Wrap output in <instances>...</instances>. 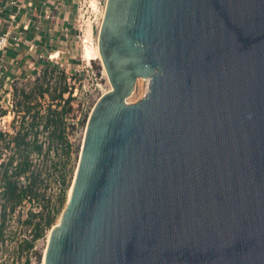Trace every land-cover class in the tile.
Here are the masks:
<instances>
[{"label": "water", "instance_id": "obj_1", "mask_svg": "<svg viewBox=\"0 0 264 264\" xmlns=\"http://www.w3.org/2000/svg\"><path fill=\"white\" fill-rule=\"evenodd\" d=\"M97 44L43 264H264V0H106Z\"/></svg>", "mask_w": 264, "mask_h": 264}, {"label": "rangeland", "instance_id": "obj_2", "mask_svg": "<svg viewBox=\"0 0 264 264\" xmlns=\"http://www.w3.org/2000/svg\"><path fill=\"white\" fill-rule=\"evenodd\" d=\"M92 1L95 7L91 6ZM105 2L106 0H86L84 10L87 9L89 18L87 20L85 18L84 22L80 23L81 29L79 30L73 0H41V3L34 1L35 7L28 10L30 15L27 18L30 19V23L28 20L27 29L22 30L20 35L21 42L28 40L29 44L18 43L16 45L10 40L6 53L0 58V64L3 65V74H0L1 132L11 135L18 128L21 114L17 110H20L21 91L28 92L36 78L42 79L44 72L47 75L46 80L49 79L51 84L50 93L52 87L61 80L60 70L63 71L64 82L72 93L71 110L65 117L66 137L73 149L70 159L66 161L61 152H56L54 146H50L48 137V141L45 139L46 133L39 137L44 142V150L50 146L43 161L42 159L39 161L45 167L43 176L47 189L46 196L51 206L55 208L58 206L59 192L57 174L61 170L60 164L67 163L65 181L68 186L65 192V202L61 211L59 210L60 212L56 214L51 228L59 221L73 181L86 125V122L85 124L81 122L87 121L97 100L111 88L100 60L93 59L88 62L82 57L83 40L87 36L92 47L97 44ZM7 55L13 56L8 62ZM41 60H46L48 63L45 65ZM148 88L149 83L144 79H137L126 102L128 104L137 103L145 96ZM38 102L42 104L40 112H43L45 105L49 103L47 97L44 95L43 99H38ZM32 113L33 111L28 116L26 115V123L30 121L29 116ZM14 116L17 119L16 123L12 124ZM25 122L24 127H26ZM39 210L40 206L36 203L25 202L19 213H14L8 220L4 243L0 246V264H23L26 251L21 254L16 253V247L22 240L30 238L32 226L39 221L38 217L30 213L38 214ZM50 229L45 230L44 236L34 243L30 264H37L36 256L38 255H40L38 264L42 263Z\"/></svg>", "mask_w": 264, "mask_h": 264}, {"label": "trees", "instance_id": "obj_3", "mask_svg": "<svg viewBox=\"0 0 264 264\" xmlns=\"http://www.w3.org/2000/svg\"><path fill=\"white\" fill-rule=\"evenodd\" d=\"M41 62L45 65L48 63L46 60ZM63 74L60 70L61 80L52 87V94L49 79L46 80V72L43 73L42 79H35L28 92L22 90L20 110H17L21 114L18 128L11 135L0 131V246L4 243L8 220L14 213H19L25 202L40 206L38 214L30 213L39 218V221L32 226L30 238L22 240L16 247V253L21 254L26 251L23 264H30L34 243L44 236L45 230L51 228L56 214L61 211L65 202L68 186L65 181L67 163L60 164L61 161L59 163L61 170L57 174L58 206L55 208L51 206L46 196L47 189L43 176L45 167L41 162L48 154L51 145L56 152H61L66 161L70 159L73 152L65 132L67 125L65 117L71 110L70 103L73 97L64 82ZM44 95L49 103L45 105L44 111L40 112L42 104L38 102V99H43ZM32 111L33 113L29 116L30 121L26 123L25 119ZM16 119L14 116L12 124L16 123ZM85 122L86 120L81 124ZM44 133H46L45 139L47 140L48 137L50 141L47 150H44V142L39 139ZM39 159L42 160L39 161ZM39 262L40 255L36 256V263Z\"/></svg>", "mask_w": 264, "mask_h": 264}, {"label": "crops", "instance_id": "obj_4", "mask_svg": "<svg viewBox=\"0 0 264 264\" xmlns=\"http://www.w3.org/2000/svg\"><path fill=\"white\" fill-rule=\"evenodd\" d=\"M10 1L13 0H0V34L10 31L14 36L15 33H22V30L27 29V21L30 23L27 18L30 15L28 10L35 7L34 1L41 3V0H15L17 3L14 6L9 4ZM7 56L8 62L13 56Z\"/></svg>", "mask_w": 264, "mask_h": 264}, {"label": "built area", "instance_id": "obj_5", "mask_svg": "<svg viewBox=\"0 0 264 264\" xmlns=\"http://www.w3.org/2000/svg\"><path fill=\"white\" fill-rule=\"evenodd\" d=\"M74 4H75V10H76V17H77V23H78V29L80 30V23L84 22V19L87 20L89 18L88 16V12L87 9L84 10V8L86 7V0H73ZM16 1H10V5L14 6L16 5ZM15 36H12V33L10 31H6L4 33L0 34V58H2L4 56V54L6 53V49L9 46V42L10 40L13 41V44L18 45V43L21 44H29L28 40H23L21 42V32L19 33H15ZM0 74H3V65L0 64Z\"/></svg>", "mask_w": 264, "mask_h": 264}, {"label": "bare ground", "instance_id": "obj_6", "mask_svg": "<svg viewBox=\"0 0 264 264\" xmlns=\"http://www.w3.org/2000/svg\"><path fill=\"white\" fill-rule=\"evenodd\" d=\"M91 6L95 7L94 1L91 2ZM82 48H83L82 49V57L84 60H86L88 62L93 60V59L100 60L99 51H98V44H96L95 47H92L91 44L89 43V37L88 36L86 39L83 40V47ZM139 79H143V78H139ZM144 80L147 83H149V79H144ZM69 192H70V189L68 191V194H69ZM48 238H49V234H48ZM48 238H47V240H48ZM44 253H45V250H44ZM44 253H43V258H42L41 264H43Z\"/></svg>", "mask_w": 264, "mask_h": 264}]
</instances>
